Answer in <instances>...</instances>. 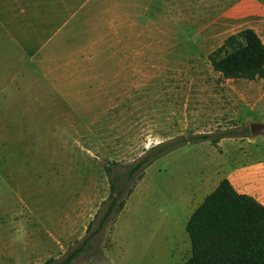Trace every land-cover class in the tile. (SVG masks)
<instances>
[{
	"label": "rangeland",
	"instance_id": "rangeland-1",
	"mask_svg": "<svg viewBox=\"0 0 264 264\" xmlns=\"http://www.w3.org/2000/svg\"><path fill=\"white\" fill-rule=\"evenodd\" d=\"M85 7L81 35L36 59L31 87L0 36V264H42L94 230L108 203L107 165L115 176L159 142L233 131L222 155L201 140L152 161L114 222L71 263L182 264L186 221L221 176L219 162L225 170L264 155V134L248 129L264 122V80H219L207 59L245 28L264 42V0Z\"/></svg>",
	"mask_w": 264,
	"mask_h": 264
},
{
	"label": "trees",
	"instance_id": "trees-1",
	"mask_svg": "<svg viewBox=\"0 0 264 264\" xmlns=\"http://www.w3.org/2000/svg\"><path fill=\"white\" fill-rule=\"evenodd\" d=\"M207 59L219 80L264 79V42L252 28L228 35ZM233 136L238 134L226 131L220 136L203 133L159 142L135 159L127 172L115 176L107 165L108 203L97 227L89 232L91 220L86 227L89 233L81 241L61 257H50L42 264H71L74 258L89 250L92 237L107 221L114 222L144 168L156 158L187 143L209 140L216 145L220 138ZM185 229L190 240V255L182 264H264V206L252 196L237 192L226 178L194 208Z\"/></svg>",
	"mask_w": 264,
	"mask_h": 264
},
{
	"label": "crops",
	"instance_id": "crops-1",
	"mask_svg": "<svg viewBox=\"0 0 264 264\" xmlns=\"http://www.w3.org/2000/svg\"><path fill=\"white\" fill-rule=\"evenodd\" d=\"M88 1L0 0V36L4 35L7 42L16 47V59L27 66V72L19 70L18 75H27L26 81L30 87L36 74V59L46 52H66L73 37L76 39L81 35L80 18L84 16ZM22 86L23 82H20L18 88L21 89ZM228 138L235 137L220 138L216 143L220 155L223 154V141ZM255 138L240 137V140L254 142ZM218 166L221 176L214 187L221 179L226 178L237 192L252 196L264 206V155L252 160L240 157L225 170L220 167V162Z\"/></svg>",
	"mask_w": 264,
	"mask_h": 264
},
{
	"label": "water",
	"instance_id": "water-1",
	"mask_svg": "<svg viewBox=\"0 0 264 264\" xmlns=\"http://www.w3.org/2000/svg\"><path fill=\"white\" fill-rule=\"evenodd\" d=\"M250 135L264 134V122H252L248 126Z\"/></svg>",
	"mask_w": 264,
	"mask_h": 264
}]
</instances>
